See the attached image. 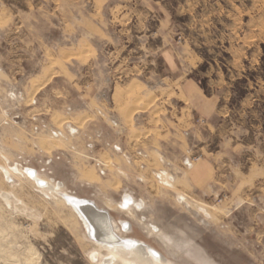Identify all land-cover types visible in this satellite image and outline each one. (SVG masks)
I'll return each mask as SVG.
<instances>
[{
	"label": "crops",
	"instance_id": "0c3cea01",
	"mask_svg": "<svg viewBox=\"0 0 264 264\" xmlns=\"http://www.w3.org/2000/svg\"><path fill=\"white\" fill-rule=\"evenodd\" d=\"M156 9L142 0H0V84L15 94L0 101V107L17 108L6 112L5 124L19 116L24 123L47 116L49 125L43 123L41 134L51 152L44 153L62 156L82 155L79 141L89 133L117 137L115 151L110 143L88 142L95 149L87 154L103 165L91 162L104 180L108 161L126 182L127 172H133L137 189L124 182L127 189L117 203L125 215L134 210L132 204L150 202L155 195L142 192H153L154 178L165 174L173 179L164 190L184 201L194 196L214 202L225 195L236 213L243 206L264 212V121H248L247 100L241 101L240 111L235 109L236 83L200 77L206 75L200 56L188 45L175 47L172 22L157 20ZM76 60L89 63L88 95L77 82L72 88H56L61 77L74 79L68 63ZM111 60L117 64L113 70ZM110 71L132 75L131 80L113 84L116 75ZM19 76L26 81L20 84ZM49 89L64 96L73 92L84 107L43 104L41 97ZM137 97L144 102L132 106ZM195 118L207 121L204 133L194 129ZM58 131L60 138L54 135ZM38 146L43 150L41 141ZM197 155L201 158L191 163ZM127 195L131 203L125 209Z\"/></svg>",
	"mask_w": 264,
	"mask_h": 264
},
{
	"label": "rangeland",
	"instance_id": "374dc122",
	"mask_svg": "<svg viewBox=\"0 0 264 264\" xmlns=\"http://www.w3.org/2000/svg\"><path fill=\"white\" fill-rule=\"evenodd\" d=\"M142 1L157 8V20L172 22L176 48L183 49L188 45L192 53L200 56L202 70L206 72L200 77L208 76L221 81V84L236 83L235 109L240 111L241 101L247 100L250 110L248 121L263 123L264 0ZM74 45V42L68 44ZM108 63L112 70L117 66L112 60ZM68 64L74 79L63 76L60 87L56 88H72L70 85L77 82L84 85L83 94L88 95L92 86L89 84V63L76 60ZM158 68L161 69L160 66ZM110 73L111 76L116 75L113 84H125L132 77ZM19 79L20 84L26 81L22 76ZM0 87V101L15 98L7 86L0 84ZM35 91L31 94L34 95ZM52 91L49 89L41 97L43 104L59 109L70 102L84 107L85 102L73 92L64 96ZM111 93L110 90L105 94L109 96ZM155 101L153 97L151 103ZM136 102L132 106L144 101L137 97ZM16 109L0 107V264H99L92 255L97 247L73 208L67 202L65 206L57 191L43 189L36 184L29 176L30 171L52 184H64L63 190L70 195L93 200L115 221H129L132 230L127 236L144 242L174 264H264V212H256L261 208L251 206L246 209L243 206L236 213L235 206L228 203L225 195L214 202H201L194 196L184 201L164 190L163 186L169 185L168 181L173 179L170 175L167 179L165 174L154 178L153 192H142V195H155L150 202L132 204V216L125 215L117 203L127 186L137 189L130 178L133 172H127L126 182L111 165L112 161H108L110 164L104 170L106 181L93 171L91 162L104 168L103 165L93 161L92 158L96 157L87 154L88 149L89 153L95 149L87 146L88 142L89 145L107 142L111 151H115L113 145L117 137L108 134L103 139L101 136L94 138L89 133V137H82L79 141L83 145L82 155L47 154L44 150L51 152V146L41 134L43 126L49 125L47 116L43 115V120L41 117L31 118L25 123L19 116L10 125L5 124L6 112L14 113ZM199 119L191 122L197 132L204 133L205 126L198 123ZM55 121L60 124L59 118ZM96 129H101V126ZM192 130L188 127L187 131ZM40 141L43 150L38 149ZM200 158L201 155L193 156L191 163ZM120 162L119 158L116 159L115 165ZM3 166L17 170L20 167L22 172L7 177ZM174 172L179 175L180 170L175 167ZM143 224L157 226L173 244L155 236L149 237L147 226ZM102 254L106 253L102 251Z\"/></svg>",
	"mask_w": 264,
	"mask_h": 264
},
{
	"label": "bare ground",
	"instance_id": "6f19581e",
	"mask_svg": "<svg viewBox=\"0 0 264 264\" xmlns=\"http://www.w3.org/2000/svg\"><path fill=\"white\" fill-rule=\"evenodd\" d=\"M2 170L7 177L14 175V173L22 172V169L20 167H18V170H17L16 168L9 169V167L3 166ZM29 176L41 188L43 189L48 188L53 191L54 190L57 191L56 193H58L60 197L65 201V206L67 202V204H69L70 207L73 208V210L75 211L80 221L84 223L88 234L93 233L94 235L99 234L102 237L104 236L106 237L107 233L104 230L105 224L103 223V220H104L103 217H101V219L103 220H100L97 216H95V219L90 218L89 216L95 215V212H92L91 210H87L85 211L86 213L85 214L82 211L83 209L81 207L83 204L93 207L95 211L104 213L106 216L108 215V219L110 221L112 230L119 241L112 242L111 241L112 239H111V240H108L109 242L104 243V242H99L98 240H93L94 245H96L97 247V250L93 251L92 253L93 259L97 261L96 263H99V264H174L170 262L168 259H166L160 252L146 245L144 242L139 241L137 238L127 236L126 234L131 232V223L129 221H124V220H120V222L115 221L112 218V216L110 217V214L107 212V210L98 208L93 200L79 198L77 196L70 195L68 192H65L63 190L65 189L64 184H61V183H57L58 185H56V183L52 184L51 181L49 180L47 181L43 179L42 177L36 175L32 171L29 172ZM125 197L124 198L128 203H126L125 201V204H123L122 207L126 209L131 203L130 202L131 197L128 195ZM129 214L132 216L133 210H130ZM136 219L138 220L139 218H136ZM143 225L147 226V229H148L147 233L149 237L155 236L161 239L162 241H165V242L167 241L168 243L173 244V241L170 238H168L164 232H161L157 226L153 224L151 225L143 224ZM167 246L169 245L167 244ZM102 251H104L106 254L103 255Z\"/></svg>",
	"mask_w": 264,
	"mask_h": 264
},
{
	"label": "water",
	"instance_id": "95a60500",
	"mask_svg": "<svg viewBox=\"0 0 264 264\" xmlns=\"http://www.w3.org/2000/svg\"><path fill=\"white\" fill-rule=\"evenodd\" d=\"M81 205V204H80ZM82 211L85 213V211H87V210H91L92 212H95V215H93V216H89L90 218H94L95 219V216H97L100 220H103V223L105 224L104 225V230H105V232L107 233L106 234V237L104 236V237H102V236H100L99 234H89V236H90V238L92 239V240H98L99 242H109L108 240H111L112 242H118L119 240H118V238L116 237V235L114 234V232H113V230H112V227H111V225H110V221H109V219H108V215L106 216L104 213H101V212H98V211H95V209L93 208V207H91V206H88V205H86V204H83L82 206ZM91 207V208H90ZM86 214V213H85ZM101 217H103V219H101ZM98 233H99V231H98Z\"/></svg>",
	"mask_w": 264,
	"mask_h": 264
},
{
	"label": "built area",
	"instance_id": "2783aa9c",
	"mask_svg": "<svg viewBox=\"0 0 264 264\" xmlns=\"http://www.w3.org/2000/svg\"><path fill=\"white\" fill-rule=\"evenodd\" d=\"M198 123H199L200 125L206 126V123H207V122H206V120H204V119H199V120H198ZM54 135H55V137L60 138V137H62L63 133H62L61 131H58V132H55Z\"/></svg>",
	"mask_w": 264,
	"mask_h": 264
},
{
	"label": "flooded vegetation",
	"instance_id": "af4514ba",
	"mask_svg": "<svg viewBox=\"0 0 264 264\" xmlns=\"http://www.w3.org/2000/svg\"><path fill=\"white\" fill-rule=\"evenodd\" d=\"M59 183V182H58ZM58 185V184H57Z\"/></svg>",
	"mask_w": 264,
	"mask_h": 264
}]
</instances>
